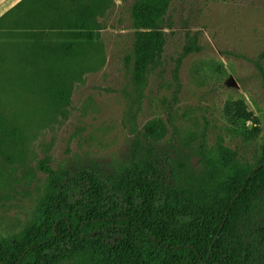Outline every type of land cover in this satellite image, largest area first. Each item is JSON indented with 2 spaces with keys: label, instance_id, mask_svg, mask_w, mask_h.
Segmentation results:
<instances>
[{
  "label": "rangeland",
  "instance_id": "374dc122",
  "mask_svg": "<svg viewBox=\"0 0 264 264\" xmlns=\"http://www.w3.org/2000/svg\"><path fill=\"white\" fill-rule=\"evenodd\" d=\"M135 1L111 0L83 55L52 63L40 45L61 42L57 32L23 2L0 0V240L34 217L46 185L39 165L118 176L135 136L149 160L181 180L199 182L215 167L225 184H241L264 162V0H172L161 64L138 101L123 64ZM189 41L199 51L183 56ZM61 64L72 70L66 104L45 92ZM241 106L255 121L236 116ZM222 233V250H244L248 264H264V172ZM141 247L142 264H171L149 240Z\"/></svg>",
  "mask_w": 264,
  "mask_h": 264
},
{
  "label": "trees",
  "instance_id": "16d2710c",
  "mask_svg": "<svg viewBox=\"0 0 264 264\" xmlns=\"http://www.w3.org/2000/svg\"><path fill=\"white\" fill-rule=\"evenodd\" d=\"M171 2L136 0L132 5L133 41L123 64L137 101L143 95L148 74L161 64L165 17ZM20 3L28 8L29 15L40 13L39 18H44L62 39L40 45L43 60L55 63L65 55H83V46L91 44L96 27L98 31L96 18L104 14L111 0ZM196 51L199 48L189 41L183 56ZM61 65L63 69L46 77L45 92L54 102L66 104V80L72 70ZM236 112L238 118L255 121L245 106ZM150 155L135 136L127 169L118 176L94 168L58 171L39 165L46 179L43 196L24 228L10 239L0 240V264H142L141 244L145 239L171 264H248L246 251L225 252L220 248L222 232L251 182L264 172V162L243 183L225 184L218 179L219 169L215 167L208 168L199 182L181 180L173 173L167 177L164 166L154 156L149 160ZM173 229L194 232L178 236L170 232Z\"/></svg>",
  "mask_w": 264,
  "mask_h": 264
},
{
  "label": "crops",
  "instance_id": "0c3cea01",
  "mask_svg": "<svg viewBox=\"0 0 264 264\" xmlns=\"http://www.w3.org/2000/svg\"><path fill=\"white\" fill-rule=\"evenodd\" d=\"M21 1H23V0H18V3L21 2Z\"/></svg>",
  "mask_w": 264,
  "mask_h": 264
}]
</instances>
